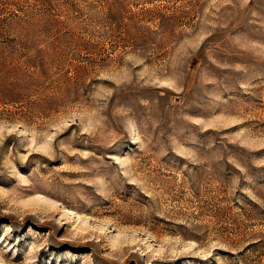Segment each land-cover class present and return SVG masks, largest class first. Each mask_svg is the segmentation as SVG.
I'll list each match as a JSON object with an SVG mask.
<instances>
[{"label": "rangeland", "instance_id": "rangeland-1", "mask_svg": "<svg viewBox=\"0 0 264 264\" xmlns=\"http://www.w3.org/2000/svg\"><path fill=\"white\" fill-rule=\"evenodd\" d=\"M0 264H264V0H0Z\"/></svg>", "mask_w": 264, "mask_h": 264}]
</instances>
